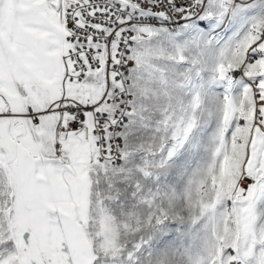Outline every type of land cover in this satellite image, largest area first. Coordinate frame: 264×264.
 <instances>
[{
	"label": "snow or ice",
	"instance_id": "obj_1",
	"mask_svg": "<svg viewBox=\"0 0 264 264\" xmlns=\"http://www.w3.org/2000/svg\"><path fill=\"white\" fill-rule=\"evenodd\" d=\"M0 264H264V0H0Z\"/></svg>",
	"mask_w": 264,
	"mask_h": 264
}]
</instances>
